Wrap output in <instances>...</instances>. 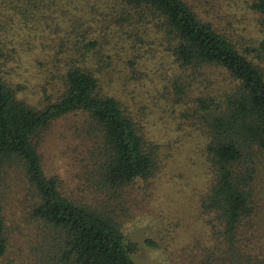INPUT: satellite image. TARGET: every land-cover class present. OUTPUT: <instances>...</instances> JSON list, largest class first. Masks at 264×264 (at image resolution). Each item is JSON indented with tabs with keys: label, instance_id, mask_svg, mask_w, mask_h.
Wrapping results in <instances>:
<instances>
[{
	"label": "rangeland",
	"instance_id": "374dc122",
	"mask_svg": "<svg viewBox=\"0 0 264 264\" xmlns=\"http://www.w3.org/2000/svg\"><path fill=\"white\" fill-rule=\"evenodd\" d=\"M184 1L238 49L260 50L264 67V13L251 8L253 0ZM126 11L118 0H0V70L18 89V98L42 106L60 93L69 65L86 64L98 77L100 91L112 95L154 145V168L119 197L104 200L87 178L92 139L84 133L82 115L69 113L53 120L35 140L44 174L57 177L60 189L73 199L98 200L96 206L104 200L118 209L116 222L135 246L130 255L135 263L198 264L220 237L210 226L214 220L199 207L209 171L194 98L225 84L213 68L182 67L170 55L162 30ZM7 172L2 187L6 248L0 264H34L41 229L30 215L22 173ZM250 198L252 212L236 242L260 253L264 152L256 162ZM147 238L155 247L144 245Z\"/></svg>",
	"mask_w": 264,
	"mask_h": 264
},
{
	"label": "trees",
	"instance_id": "16d2710c",
	"mask_svg": "<svg viewBox=\"0 0 264 264\" xmlns=\"http://www.w3.org/2000/svg\"><path fill=\"white\" fill-rule=\"evenodd\" d=\"M118 1L136 21L162 30L170 55L182 67L213 68L225 84L194 98L209 171L199 207L214 220L210 226L220 237L198 264H264V247L251 253L236 242L252 212L251 183L264 152L261 51L238 49L184 0ZM251 8L264 13V0H253ZM61 82L58 96L33 106L16 96L18 89L0 70V257L6 248L2 187L7 171L16 169L25 179L30 215L41 229L34 264H138L130 257L134 244L126 241L116 222L118 209L104 200L119 197L128 185L151 174L155 147L120 103L100 91L98 77L86 64L69 65ZM69 113L82 115L84 133L92 139L86 172L93 191L104 194L99 206L98 200L91 204L68 196L57 177L45 175L41 167L36 138L53 120ZM143 243L156 244L149 238Z\"/></svg>",
	"mask_w": 264,
	"mask_h": 264
}]
</instances>
